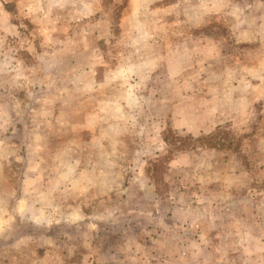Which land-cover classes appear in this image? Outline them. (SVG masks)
<instances>
[{
    "label": "rangeland",
    "instance_id": "374dc122",
    "mask_svg": "<svg viewBox=\"0 0 264 264\" xmlns=\"http://www.w3.org/2000/svg\"><path fill=\"white\" fill-rule=\"evenodd\" d=\"M0 264H264V0H0Z\"/></svg>",
    "mask_w": 264,
    "mask_h": 264
}]
</instances>
